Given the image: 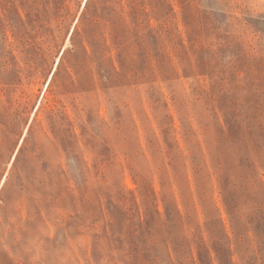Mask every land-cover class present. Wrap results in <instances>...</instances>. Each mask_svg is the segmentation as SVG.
Segmentation results:
<instances>
[{"label":"rangeland","instance_id":"374dc122","mask_svg":"<svg viewBox=\"0 0 264 264\" xmlns=\"http://www.w3.org/2000/svg\"><path fill=\"white\" fill-rule=\"evenodd\" d=\"M129 1L0 0V264H264V0Z\"/></svg>","mask_w":264,"mask_h":264},{"label":"trees","instance_id":"16d2710c","mask_svg":"<svg viewBox=\"0 0 264 264\" xmlns=\"http://www.w3.org/2000/svg\"><path fill=\"white\" fill-rule=\"evenodd\" d=\"M87 1H89V0H87ZM141 5L142 4L135 2V0H130L127 3V6L131 9L130 14L132 15L133 21H134V23H136V25H139L143 22L140 20L141 17H146L148 19V15L144 12V9H140ZM86 7H87V2L85 4V8ZM57 66H58V64H57ZM46 120L48 121L49 126L51 128H54V126L56 125V122L53 119L52 112L47 113ZM19 152H21V150ZM16 159H19V155L16 156Z\"/></svg>","mask_w":264,"mask_h":264}]
</instances>
